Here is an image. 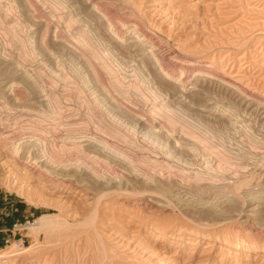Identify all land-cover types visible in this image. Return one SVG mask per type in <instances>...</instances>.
Listing matches in <instances>:
<instances>
[{
	"label": "rangeland",
	"instance_id": "rangeland-1",
	"mask_svg": "<svg viewBox=\"0 0 264 264\" xmlns=\"http://www.w3.org/2000/svg\"><path fill=\"white\" fill-rule=\"evenodd\" d=\"M0 73V264H264V0H0Z\"/></svg>",
	"mask_w": 264,
	"mask_h": 264
},
{
	"label": "bare ground",
	"instance_id": "bare-ground-1",
	"mask_svg": "<svg viewBox=\"0 0 264 264\" xmlns=\"http://www.w3.org/2000/svg\"><path fill=\"white\" fill-rule=\"evenodd\" d=\"M1 74V73H0ZM2 75V74H1ZM4 75V74H3ZM2 77V76H1ZM0 77V78H1ZM4 77V76H3ZM2 79V78H1ZM165 79V78H164ZM3 81H4V79H3ZM11 82V81H10ZM164 82V81H163ZM166 82V81H165ZM18 83V82H17ZM17 83H15V81L13 82V86L15 87V85H17ZM12 85V84H11ZM30 85V84H29ZM3 86V85H2ZM31 87V86H30ZM11 88V87H10ZM12 89V88H11ZM14 90H15V88H14ZM12 92H13V89H12ZM11 92V93H12ZM49 94V93H48ZM15 95H16V93H15ZM17 97H18V95H16ZM39 96V95H38ZM14 97V96H13ZM55 99V98H54ZM3 126H5V125H3ZM7 134H10V132H8ZM3 135H4V137H3ZM5 137H8L7 135H6V131H4V129L3 130H1L0 129V138L1 139H3V141H4V138ZM95 138V137H94ZM6 139V138H5ZM8 139V138H7ZM33 145V144H32ZM18 146V145H17ZM18 148V147H17ZM19 148L21 149V145H19ZM29 147H27L26 149H28ZM19 149V150H20ZM23 150V149H22ZM9 151V150H8ZM30 151L31 152H33V158H31V159H34L35 157L34 156H37L38 154H37V152H36V149H34V148H32L31 149V146H30ZM39 151V150H38ZM12 152H13V150H12ZM28 152V151H27ZM36 152V153H35ZM17 153V152H16ZM15 153V154H16ZM22 153H24V152H22ZM39 153V152H38ZM30 154V153H29ZM14 155V154H13ZM32 155V154H31ZM46 155V154H45ZM39 156V155H38ZM27 157V156H26ZM43 157H45V156H43ZM50 157V156H49ZM21 158V157H20ZM19 158V159H20ZM28 158V157H27ZM30 158V157H29ZM39 158V157H38ZM39 160V159H38ZM26 161V160H25ZM29 161V160H28ZM33 162H38L37 160H32ZM31 161V162H32ZM51 161V162H50ZM50 161L49 162H47L46 164H42V165H40V167L37 169V170H34V172H36V173H38L37 175L40 177V179L41 178H45V179H47L46 181H45V179H44V181H45V183L46 182H50L51 180H49L48 178V175H51V174H53V175H57V177H61V178H64V180H67L68 178H69V180H70V178L72 177V176H70L69 174H67V172L65 171V169L64 170H61V171H59V170H56V169H54V168H52V166H51V163L53 162V159L52 158H50ZM51 166V167H50ZM67 170V169H66ZM78 170V169H77ZM63 171L65 172V173H63ZM81 172V171H80ZM72 175V174H71ZM75 175V174H74ZM76 178H77V182L79 181V182H81L82 183V181H83V179L81 178V174H77L76 175ZM9 180H10V178H9ZM84 182V181H83ZM111 182V181H110ZM81 183H79L78 185H80ZM151 183V182H150ZM243 183V182H242ZM241 183V184H242ZM52 184V183H51ZM64 184H66V186H69V184L68 183H64ZM72 184V183H71ZM83 184V183H82ZM81 184V185H82ZM108 185H111V183H107ZM243 184H245V183H243ZM242 184V185H243ZM73 187V186H72ZM168 187V186H167ZM172 190V189H171ZM169 192H171V191H169ZM168 192V193H169ZM254 194V193H253ZM175 196V195H174ZM176 198H179V201L177 200V199H173L174 201H176V205H178V206H180L181 208L183 207L184 209V212L188 215V216H191L190 218H193L194 216L196 217V214H198V215H201V216H204L205 215V212L204 211H206V210H208V211H210L214 216H216V215H224V214H230L232 211L231 210H233L231 207H233V205H235V201H233V200H229V201H225L226 202V204L223 206V205H216V204H214L213 202H209V201H204L202 198L200 199V198H198V197H194V196H192V195H184V196H182V198H181V196L179 197V195H176L175 196ZM252 198H254V199H257L258 198V196H254V197H252ZM201 201L203 202V203H201ZM262 206V205H261ZM260 206V204H257L256 206H253L252 208H250L249 209V211H250V214L248 215L249 217L251 216V213H258L260 216H259V221H260V223L261 224H263L264 225V212L263 213H261V211L259 212V207H261ZM214 207V208H213ZM180 208V209H181ZM263 208H264V206H263ZM264 211V210H263ZM191 212V213H190ZM184 213V214H185ZM233 213V212H232ZM255 215V214H254ZM251 218V217H250ZM46 219H47V217H46V215L45 216H43L42 218H41V220H40V222H39V227L37 226L36 228H37V230L36 231H38L39 229H43V227H44V223H45V221H46ZM226 219V218H225ZM246 222H249V219H246L245 220ZM47 223V222H46ZM35 230V229H34ZM8 255V254H7ZM10 255V254H9ZM3 257H4V255H3ZM2 257V258H3ZM0 259H1V257H0Z\"/></svg>",
	"mask_w": 264,
	"mask_h": 264
},
{
	"label": "built area",
	"instance_id": "built-area-1",
	"mask_svg": "<svg viewBox=\"0 0 264 264\" xmlns=\"http://www.w3.org/2000/svg\"><path fill=\"white\" fill-rule=\"evenodd\" d=\"M18 226H19V224H17V223L14 224V227H18Z\"/></svg>",
	"mask_w": 264,
	"mask_h": 264
}]
</instances>
